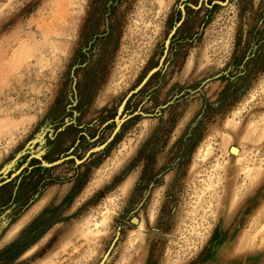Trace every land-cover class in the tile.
I'll return each instance as SVG.
<instances>
[{"label": "rangeland", "instance_id": "rangeland-1", "mask_svg": "<svg viewBox=\"0 0 264 264\" xmlns=\"http://www.w3.org/2000/svg\"><path fill=\"white\" fill-rule=\"evenodd\" d=\"M183 2L0 0V174L20 166V180L34 153L71 155L24 176L44 189L11 239L38 217L52 223L17 263L98 264L119 232L105 264H264V52L234 63V4L194 25L191 42L180 27L129 96L123 115L137 114L104 153L76 162L159 64ZM219 73L204 95L186 91Z\"/></svg>", "mask_w": 264, "mask_h": 264}, {"label": "flooded vegetation", "instance_id": "flooded-vegetation-1", "mask_svg": "<svg viewBox=\"0 0 264 264\" xmlns=\"http://www.w3.org/2000/svg\"><path fill=\"white\" fill-rule=\"evenodd\" d=\"M188 1L189 0H184V2L181 5L180 11H179V16L176 17L177 20L174 22V26H175L179 21H181L177 30L180 27L183 28V27L189 26V28L185 32V36H186L185 41L191 42V39H188L187 35L189 36L190 34L189 32L191 31V28L194 27V25L198 24V26H200L203 29L209 24V22L211 21L213 17L212 11L214 8L219 7V6L228 5V4H234V10H235L234 18L236 21L235 35H234V40H233V46H234L233 61L234 63L241 61L244 64V63H247L250 59H253L256 55L260 56L261 54H263L264 52V0H191V1H195L194 4ZM203 6L206 7V10L208 11V13L205 17L202 18V20H200L199 23H197L195 16H197V14L199 13L198 11ZM191 11L193 13H191ZM106 33L108 34L109 31L106 30L105 34ZM100 36L102 35H95L94 39ZM191 38H193V36ZM171 42H172V38H171ZM252 45H255L257 47L255 51L247 52V48ZM89 47H91V43L89 44ZM240 76L244 77V74H241ZM205 85L206 83L203 84V81H202L200 84L201 88L196 89V90L202 92V94L204 95L202 88ZM190 90L191 89H187L186 91L190 92ZM229 94H230L229 89L227 88L224 89L223 91L224 97L221 101H219V105H222V101H225L226 97ZM125 105H124V108H125ZM136 114L137 112H134L132 114H127V115L134 116ZM121 116H123V111H122ZM64 124L65 122L64 123L62 122V123H59L58 126L59 125L64 126ZM121 130H122V127L112 141L116 139L118 134L120 135ZM56 132H57L56 133L57 135L61 131L57 130ZM45 137H46V140H49L52 138L48 133H46ZM104 149L94 152L91 155H94L98 152L104 153ZM70 156L71 155H67L65 157H68L67 159H69ZM45 157L48 160H50L46 155ZM33 160L38 161V164H31L30 167L21 169L19 173H21L22 178H20V180L18 179L15 180L16 176L14 174L21 168L20 166L17 168H10L9 170H11V172L6 175L4 171L0 174V182L2 183L0 185V264H27L26 261L23 263H17V262L28 251V249H30L31 247H33L34 245L38 243L41 237H43V235L50 229V225L52 223L51 215L46 219L42 217H38L37 219H35V223L33 224L34 227L30 228V233L27 231L28 228L25 227V229H22L16 235L14 239H11V233H12L13 228L16 227V225H19L20 223H22V217L25 211L29 208V205L35 201L36 197L37 198L41 197V194L43 193L42 191L44 189L43 184L45 182V179L41 177L39 178V180H36L37 182L35 186L36 190L34 186H33L34 188L30 186L31 189L30 188L26 189L24 187L25 183L23 181L24 179H26L24 177L25 175H27L28 173L32 175V174H35L36 172H43L44 170L48 169L47 167L42 165V160L40 158L33 157ZM158 175L156 176V178H158ZM26 180H28V178ZM11 186L13 188L9 190ZM23 188L25 189L23 190Z\"/></svg>", "mask_w": 264, "mask_h": 264}, {"label": "water", "instance_id": "water-1", "mask_svg": "<svg viewBox=\"0 0 264 264\" xmlns=\"http://www.w3.org/2000/svg\"><path fill=\"white\" fill-rule=\"evenodd\" d=\"M180 23H181V21H179V22H178V23L172 28L171 32L169 33V35H168V37H167V39H166V41H165V50H164V54H163V56H162V58H161L159 64H158L157 66L151 68V69L148 71L147 75L143 78V80L141 81V83H140L138 86H136L133 90H131V91L128 93V95L126 96V98L123 100L122 104L120 105V107H119V109H118V113H117V115H116L115 118L113 119V120L116 121V127H115L114 131L112 132V134L110 135V137H109L105 142H103V143H101V144H98V145L92 147L91 149H89V150L87 151V153L85 154V156H84L82 159H76V162H77V163H81V162L87 160V159L91 156L92 153L104 149V148H105V147H106V146H107V145H108V144H109V143L115 138V136L117 135V133L120 131V129H121L123 123H124L128 118H130V117L133 116V115H123V116H121L122 111H123V108H124V105H125L127 99H128L129 96H131L134 92L138 91V90H139V89H140V88H141V87H142V86H143V85H144V84H145V83H146V82L152 77V75L155 74V73L161 68V65H162V62H163V58L165 57V55H166L167 52H168V49H169V46H170V43H171V38H172V36L174 35V33L176 32V30H177L178 26L180 25ZM221 75H222V74L219 73V74H216V75H214V76H212V77H209V78H207V79H205V80L203 81V84H205V83H207V82H209V81H211V80H213V79H216V78L220 77ZM74 80H75V82H76V77H74ZM200 88H201V86H200L198 89H200ZM195 91H197V90H190L191 93H194ZM172 102H173V101H170V102L164 104V105L162 106V108L167 107V106H168L170 103H172ZM144 115H146V114H144ZM201 116H202V115H200V116H199V117H198V118L192 123L191 128L195 127V126L198 124V121H199V119L201 118ZM72 121H73V120H71V119H66V120H65V124H64L63 127H65L66 125L70 124ZM63 127H62L61 129H63ZM232 148H236V149H238L237 146H232ZM42 154H43V152H38V153H34L33 156H34V157H38V158H40V159L42 160V165L45 166V167H52V166H55V165L59 164L61 161H64L65 159L68 158V157H61V158H59V159H57V160H55V161H51V162H49V161H47V160H45V159L43 158ZM179 159H180V158H178V160H179ZM168 169H169V168H168ZM164 174H165V171H162L161 173H159L158 177H160V176H162V175H164ZM1 184H2V183L0 182V185H1ZM154 185H155V182H152V183L150 184V188H151L152 186H154ZM149 193H150V190L146 193L145 197H144V198L141 200V202L138 204V206L136 207V209L134 210V212L139 211L140 208L144 205V203H145V201H146V199H147ZM132 221H133V223H139V222H140V219H139L138 216L134 215V216L132 217ZM118 235H119V232H118L117 236L115 237V239L113 240L111 246H110L109 249L105 252V254L103 255L102 259L99 261L98 264H105V262L108 260L110 254H111V252H112V249H113V247H114V245H115V242H116L117 239H118Z\"/></svg>", "mask_w": 264, "mask_h": 264}, {"label": "bare ground", "instance_id": "bare-ground-1", "mask_svg": "<svg viewBox=\"0 0 264 264\" xmlns=\"http://www.w3.org/2000/svg\"><path fill=\"white\" fill-rule=\"evenodd\" d=\"M43 135H44V134L40 135V136H39L40 138H39V139L37 138V140H43ZM233 149H236V148H232V150H233ZM234 152L236 153L237 151L234 150Z\"/></svg>", "mask_w": 264, "mask_h": 264}]
</instances>
